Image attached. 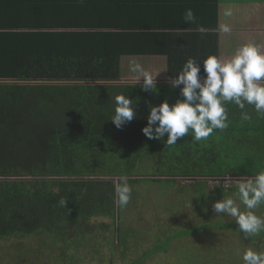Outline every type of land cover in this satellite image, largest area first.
Instances as JSON below:
<instances>
[{
  "label": "trees",
  "instance_id": "trees-1",
  "mask_svg": "<svg viewBox=\"0 0 264 264\" xmlns=\"http://www.w3.org/2000/svg\"><path fill=\"white\" fill-rule=\"evenodd\" d=\"M217 4L210 0L209 9H194L200 24L192 25L182 21L185 10L176 12L170 0H0L1 240L36 235L41 247L60 244L58 264H64L75 257L66 254L72 244L93 239L99 244L102 238L91 264H109L104 258L113 255L128 261L126 253L134 255L131 264H140L159 254L167 257L171 250H156L148 241L130 250L121 247L120 213L126 206H118L115 192L121 175L129 184L202 183L186 191L199 195L190 209L202 214L222 198L238 201L235 182L228 191L223 183L209 190L208 180L247 177L227 172L233 164L258 174L248 167L264 149V126L246 121L244 127L235 105L226 129L200 142L190 132L167 145V135L156 140L142 132L149 104L163 101L160 91L121 82L124 56L166 55L168 75L175 78L188 58L200 63L216 55ZM207 35L214 42L203 51L195 38ZM120 94L133 100L136 116L118 129L110 119ZM220 218L208 223L213 231L222 230L217 246L222 248V241L224 249L241 245L242 256L248 248L264 250V232L245 238L236 222ZM198 230L190 234L204 232ZM177 231L175 224L163 233L173 237ZM42 235L49 238L46 243L38 238ZM230 238L235 242L226 241ZM190 246L197 254L199 246Z\"/></svg>",
  "mask_w": 264,
  "mask_h": 264
},
{
  "label": "clouds",
  "instance_id": "clouds-1",
  "mask_svg": "<svg viewBox=\"0 0 264 264\" xmlns=\"http://www.w3.org/2000/svg\"><path fill=\"white\" fill-rule=\"evenodd\" d=\"M225 15L231 16V10H227ZM184 21H195L191 9L185 11ZM219 30L230 33L231 27L224 23ZM198 31L204 33L207 30L199 27ZM198 61L188 58L181 72L171 80L172 88H180L181 98L172 104L167 100L158 105L149 104L147 123L142 128L148 139L163 140L167 135L165 143L174 145L191 132L196 142L206 140L214 130L228 127V103H234L242 110V120L251 119L248 112L243 111L246 105L253 106L258 114L264 116V45L246 42L226 60L217 55L207 56L203 59V77ZM129 71L135 74L136 84L143 78V90H153L158 73L154 77L135 58L129 61ZM115 104L110 120L119 129L134 119L136 111L133 100L124 94L115 97ZM128 179L121 175L115 187L120 207L127 206L131 199L132 187ZM237 188L239 203L232 197L222 198L212 204V210L217 215L235 218L239 231L245 238H251L264 232V218L255 212L264 204V171L242 179ZM241 204L244 210H241ZM242 259L244 264H264V250L248 248Z\"/></svg>",
  "mask_w": 264,
  "mask_h": 264
},
{
  "label": "rangeland",
  "instance_id": "rangeland-1",
  "mask_svg": "<svg viewBox=\"0 0 264 264\" xmlns=\"http://www.w3.org/2000/svg\"><path fill=\"white\" fill-rule=\"evenodd\" d=\"M143 66L146 63L140 62ZM125 69L129 71V62L121 59V74ZM144 171H150L147 165H143ZM227 172L232 174H244L247 177L255 175L251 173H245V170L241 165L236 164L226 166ZM253 171V170H252ZM257 171V170H256ZM146 178V177H138ZM208 180L209 190H214L220 183L224 184V188L228 191V187L235 182L236 185L242 180H231L232 178L225 177ZM222 181V182H220ZM132 187V195L129 204L120 213V229L119 241L121 247H127L128 250L133 249L136 246L149 242L151 246L161 248L162 251H170L167 257L156 256L155 258L147 259L146 261H140L143 258H139L140 264H237L238 259H242V253L240 250L241 245L232 246L229 243L224 249V241H222V248L217 246L219 240L218 232L222 233V230L218 229L215 232L211 229L210 223L217 222L220 216L224 222H236L235 218L226 215H217L213 210L211 212L205 210L204 214L199 209H190V202H198L199 195H187L188 186L190 189L198 190L203 184L188 181L185 186L181 184H167L164 183H137L129 184ZM239 203V199L237 201ZM241 210H244V206L241 204ZM256 214L264 218V204H261L256 210ZM201 216V217H200ZM100 221V219H99ZM187 223V227H186ZM209 223V225H208ZM178 226V230L173 237L171 235H165L163 232L168 230V227ZM202 228V229H200ZM200 229L198 231H204L197 235L190 234L192 230ZM184 232V233H183ZM189 233V234H188ZM188 234V238L182 241L178 240L182 235ZM45 235L39 236L41 240L48 241L49 238H45ZM161 236V237H159ZM223 237V236H221ZM235 238V237H234ZM234 238H230L226 241H234ZM37 236L29 237L25 239H0V264H58V259H61L59 254L63 252L60 244L51 247L47 243L44 247H41L37 243ZM172 239V240H171ZM102 238H99V244H96V239L92 241L85 240L81 243L75 242L70 249L66 251V254H73L75 257L70 258L64 264H91L92 256L95 253L97 245L102 246L100 243ZM156 243L159 245L157 246ZM192 246H199L197 254ZM85 248V249H83ZM144 248V247H143ZM147 249V247H146ZM124 250V248H123ZM239 251L241 254H239ZM222 252L219 257L214 258L218 253ZM118 254L123 256V251L120 249ZM229 255L226 260L225 257ZM108 257L107 254H105ZM126 259H119L118 255L104 258L109 264H131L134 263V255L126 253ZM158 257V258H157ZM112 258V263L110 262ZM35 259V260H34ZM116 259V263H115ZM34 261V262H33ZM231 261H233L231 263ZM192 262V263H191ZM97 264H100L96 262Z\"/></svg>",
  "mask_w": 264,
  "mask_h": 264
},
{
  "label": "crops",
  "instance_id": "crops-1",
  "mask_svg": "<svg viewBox=\"0 0 264 264\" xmlns=\"http://www.w3.org/2000/svg\"><path fill=\"white\" fill-rule=\"evenodd\" d=\"M175 2V9L181 12L183 10L206 8L209 9L210 0H170ZM212 5V4H211ZM231 10L232 15L226 16L225 12ZM184 21V14H181ZM227 23L231 27L230 33H223L219 30L221 24ZM200 23L194 21L192 25H199ZM217 38L216 42V55L219 56L222 60L231 58L233 53L241 45L246 42H256L258 44L264 45V0H218L217 4ZM192 43L195 44L193 38H191ZM182 40L181 42H183ZM196 45L200 49H205L211 47L214 42V37L211 35L199 36L195 38ZM199 54V51L196 52ZM132 58H135L139 62L146 63L144 66L146 69L151 71L155 77V87L153 90L156 92L160 91L161 99L167 100L169 104L174 103L180 97V88H172L171 80L168 75V58L166 55H144V56H124L122 59L129 62ZM193 58V57H191ZM197 59V58H195ZM203 59H200L201 67V76L203 77ZM199 60V59H197ZM187 61V60H186ZM185 61L180 64L179 72H181ZM124 77L122 83L133 84L137 86L143 85V78L140 79V82L136 84L135 74L125 69ZM150 91V90H147ZM228 111H234L235 104L228 103L226 105ZM233 109V110H230ZM238 114L240 116L241 109L237 106ZM245 111L248 112L251 119L247 120L248 122L254 124L257 127L264 126V116L258 114L254 107L251 105H246ZM242 119H240L241 121ZM228 122V121H227ZM244 127H246V121L243 120ZM219 129H216L215 133ZM259 159L254 162H251L248 167L250 170H257V172L264 171V149L259 153ZM260 157H263V160L260 162ZM251 177V176H250ZM247 177H240L239 179H245Z\"/></svg>",
  "mask_w": 264,
  "mask_h": 264
}]
</instances>
